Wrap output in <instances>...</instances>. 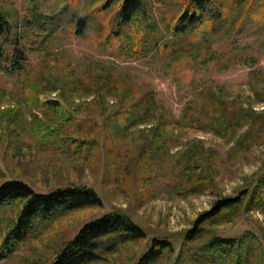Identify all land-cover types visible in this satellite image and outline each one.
<instances>
[{
	"label": "rangeland",
	"instance_id": "1",
	"mask_svg": "<svg viewBox=\"0 0 264 264\" xmlns=\"http://www.w3.org/2000/svg\"><path fill=\"white\" fill-rule=\"evenodd\" d=\"M141 1L136 26L119 22L121 0H0L26 58L0 73V183L85 186L102 202L53 220L0 264H43L112 210L145 236L91 264H131L154 238L173 248L156 264H173L197 215L264 172V0H210L172 31L187 0ZM214 102L245 115L234 134L210 125ZM15 209L0 210L2 224ZM214 232L264 244V211L240 208Z\"/></svg>",
	"mask_w": 264,
	"mask_h": 264
},
{
	"label": "trees",
	"instance_id": "2",
	"mask_svg": "<svg viewBox=\"0 0 264 264\" xmlns=\"http://www.w3.org/2000/svg\"><path fill=\"white\" fill-rule=\"evenodd\" d=\"M210 2L187 0L174 19L171 31L183 20L197 21L200 7ZM142 4L141 0H121L117 13L119 22L138 26L141 18L138 11ZM82 26L83 20L78 21L77 34ZM124 46L121 53L128 57V40ZM25 59L24 49L20 47L18 39L12 37L10 25L0 13V73H18L21 70L18 64ZM214 105L207 104L203 108L214 131L220 136L222 133L234 134V128L241 124L240 116L245 115L232 119L233 113L227 117L224 105L218 107L215 102ZM84 150L88 152V146ZM197 186L194 184L193 189ZM13 205H16L15 213L6 223L2 224L0 216V261L10 256L25 240L37 237L53 220L78 210L100 209L102 202L92 189L85 186H68L36 193L19 181H3L0 183V210ZM240 208L264 211V172L251 190H242L234 197L219 198L207 211L197 215L190 227L181 233V248L173 264H264V244L254 234L244 232L238 237L224 238L214 232L215 226L234 219ZM144 236L143 230L126 214L112 210L85 222L56 253L42 263L91 264L99 260L102 254L114 252L120 245L141 240ZM172 252L168 240L154 238L131 264H156Z\"/></svg>",
	"mask_w": 264,
	"mask_h": 264
}]
</instances>
